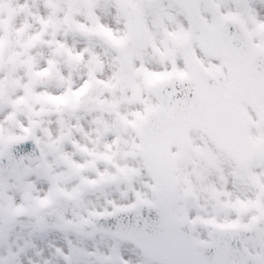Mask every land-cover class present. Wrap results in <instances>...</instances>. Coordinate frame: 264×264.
I'll return each instance as SVG.
<instances>
[{
  "label": "snow or ice",
  "instance_id": "obj_1",
  "mask_svg": "<svg viewBox=\"0 0 264 264\" xmlns=\"http://www.w3.org/2000/svg\"><path fill=\"white\" fill-rule=\"evenodd\" d=\"M0 264H264V0H0Z\"/></svg>",
  "mask_w": 264,
  "mask_h": 264
}]
</instances>
